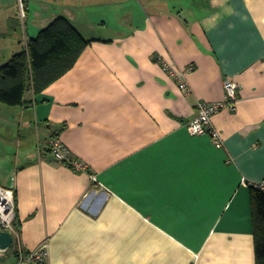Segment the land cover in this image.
Instances as JSON below:
<instances>
[{
	"label": "crops",
	"instance_id": "crops-1",
	"mask_svg": "<svg viewBox=\"0 0 264 264\" xmlns=\"http://www.w3.org/2000/svg\"><path fill=\"white\" fill-rule=\"evenodd\" d=\"M35 1L22 40L21 11L0 0V44L10 40L0 66L60 15L92 41L41 93L28 90L26 104L0 102V185L15 190L25 248L48 240L50 264H256L264 0H64L48 15ZM98 5L101 20L84 19ZM115 14L124 26L110 25ZM11 17L21 29L6 35ZM96 24L108 36L87 35ZM163 63L193 67L189 91ZM227 78L237 102L212 118L224 139L217 148L187 124L199 100L224 99ZM55 138L87 168L58 160ZM12 260L4 264H16L14 250Z\"/></svg>",
	"mask_w": 264,
	"mask_h": 264
},
{
	"label": "trees",
	"instance_id": "trees-1",
	"mask_svg": "<svg viewBox=\"0 0 264 264\" xmlns=\"http://www.w3.org/2000/svg\"><path fill=\"white\" fill-rule=\"evenodd\" d=\"M22 4L27 25V0H22ZM20 25V19L11 17L6 35L21 29ZM91 41L82 35L68 17H56L36 36L29 37L23 50L15 52L0 66V102L7 106L26 104L25 94L28 90L32 89L34 94L41 93L75 65ZM72 161L74 159L70 155V161L63 162L73 166ZM251 202L255 261L256 264H264V190L253 186ZM14 225L20 233L16 220ZM11 248L17 255L15 245L12 244Z\"/></svg>",
	"mask_w": 264,
	"mask_h": 264
},
{
	"label": "built area",
	"instance_id": "built-area-1",
	"mask_svg": "<svg viewBox=\"0 0 264 264\" xmlns=\"http://www.w3.org/2000/svg\"><path fill=\"white\" fill-rule=\"evenodd\" d=\"M165 69L177 79L180 88L187 92L189 84L187 82V73L193 70L192 66L186 69L175 68L168 63H163ZM225 97L223 100L208 102L199 100L197 102V112L193 119L187 124V130L191 135L202 136L209 135L213 144L217 148L224 146L222 133L214 126L213 116L223 109L234 111L237 102L238 83L232 78H227L224 81ZM49 148L53 155L60 161H70L69 149L61 143L59 139H52L49 143ZM74 168L85 170L80 161H72ZM253 186L264 190V180L253 183ZM16 219V197L15 190L11 187L0 185V230L8 231L13 236V243L17 250L16 264H50V245L49 241L45 240L36 248L27 250L22 243L21 235L15 229ZM4 250L0 249V256Z\"/></svg>",
	"mask_w": 264,
	"mask_h": 264
},
{
	"label": "rangeland",
	"instance_id": "rangeland-1",
	"mask_svg": "<svg viewBox=\"0 0 264 264\" xmlns=\"http://www.w3.org/2000/svg\"><path fill=\"white\" fill-rule=\"evenodd\" d=\"M5 1V0H4ZM16 0H12V6H10V5H8V7H6V10L7 9H9V11L11 10V11H14V10H16V12H18L19 10L21 11V17H22V20H24V23L26 22V17H25V12H24V7H23V4H22V0H18V3H19V8H18V5H16V7H13L14 5V2H15ZM39 1H42V2H44V3H46V4H44V7L41 9V12H42V14H44V15H48V14H50V13H56V12H58V10L59 9H61L60 7H63V3H64V0H52V1H49V0H39ZM63 2V3H62ZM32 4L34 5V4H36V1L35 0H32ZM0 8L2 9L3 8V6H0ZM40 8V7H39ZM91 8V10L89 11V13H83L82 15H83V17H84V19H90L91 18V16L92 17H94V18H97L98 20H101V18H100V14H101V12L102 11H104V6H102V5H98L97 7H90ZM4 9V8H3ZM1 12L4 14V11L3 10H1ZM113 16H115L114 18H112L111 20H110V25L111 26H114V27H116V24H118L119 26H120V24H122L123 23V26H124V22H122L121 20H119V17H117L116 16V14L115 15H113ZM1 20H3V17H1L0 18V21ZM32 23L31 22H29L28 23V25L26 26L25 24H24V26H22V29H21V32H19L20 33V35H21V39L22 40H24L25 39V36H26V30H27V27L29 28L30 27V25H31ZM96 26H97V28L96 29H94V30H92L91 32H88L87 31V35H89V34H96V35H100V36H108V32H102V30H101V25L100 24H96ZM126 27V26H125ZM10 38H13V37H10ZM9 41L10 40H3V42L0 44V46L2 47V49H4V51H5V49H7V47H8V43H9ZM12 41V40H11ZM3 51V52H4ZM56 139H58V138H56ZM63 162V161H62ZM84 166H86L83 162H81ZM87 167V166H86ZM13 243V242H12ZM12 245V244H11ZM14 245V244H13ZM11 247V246H10ZM10 247L8 248V249H5L4 250V252H3V255H5L7 252H8V254H7V256H9V257H7V258H3V257H0V264H4V262H7L8 261V259H11V261H13L12 259H13V248H11L10 249ZM2 250V249H1ZM9 250V251H8ZM16 256V255H15ZM6 264V263H5Z\"/></svg>",
	"mask_w": 264,
	"mask_h": 264
},
{
	"label": "water",
	"instance_id": "water-1",
	"mask_svg": "<svg viewBox=\"0 0 264 264\" xmlns=\"http://www.w3.org/2000/svg\"><path fill=\"white\" fill-rule=\"evenodd\" d=\"M13 242V236L8 231L0 230V249H8Z\"/></svg>",
	"mask_w": 264,
	"mask_h": 264
}]
</instances>
